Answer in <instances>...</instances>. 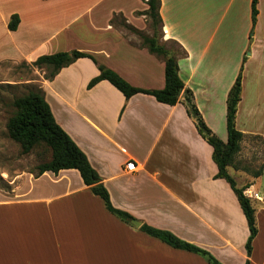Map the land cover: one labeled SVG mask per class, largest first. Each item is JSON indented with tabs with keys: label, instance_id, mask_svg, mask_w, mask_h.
Masks as SVG:
<instances>
[{
	"label": "crops",
	"instance_id": "crops-1",
	"mask_svg": "<svg viewBox=\"0 0 264 264\" xmlns=\"http://www.w3.org/2000/svg\"><path fill=\"white\" fill-rule=\"evenodd\" d=\"M256 8L253 25L251 0H159V42L172 38L186 52L177 58L183 90L172 105L142 92L125 98L106 79L87 88L99 73L89 57L50 79L35 66L32 81L55 121L84 152L113 207L138 225L109 212L75 168L21 175L11 193L0 189V264H210L141 224L168 230L221 264H264V168L256 176L258 169L227 168L255 209L247 256L245 215L229 183L215 176L212 147L184 102L188 89L204 123L226 141V97L240 72L235 126L244 135L236 159L250 158L249 138L264 139V0ZM146 9V0H0V62L31 65L41 54L79 50L133 86L160 89L164 58L141 43L153 32ZM128 161L134 170L125 169Z\"/></svg>",
	"mask_w": 264,
	"mask_h": 264
},
{
	"label": "trees",
	"instance_id": "trees-1",
	"mask_svg": "<svg viewBox=\"0 0 264 264\" xmlns=\"http://www.w3.org/2000/svg\"><path fill=\"white\" fill-rule=\"evenodd\" d=\"M146 3L147 9L143 13L150 18L153 26L156 24L161 26V19L158 14L159 0H146ZM256 4L257 0H251V22L253 25L255 24L257 15ZM18 21L17 14H12L8 21V28L10 30L16 29ZM121 24L124 28L133 30L131 26L124 22H121ZM141 37L142 45L146 46L151 53H155L164 58V86L160 89H146L133 86L111 68L98 63L91 54L79 50L41 54L31 62V65L44 68L45 78L50 79L61 67L70 64L75 59L89 57L97 64L99 73L89 80L87 88H90L102 79H106L125 98H129L134 93L142 92L154 96L157 101L170 105L175 104L179 101L180 92L183 90V82L178 75L177 58L178 55H185V50L180 46V53L168 51L159 42L158 34L156 35L154 32L150 36L141 35ZM240 91L241 74L239 72L226 97V141L219 139L204 123L198 109L192 101L191 91L188 89H184V102L187 113L194 119L197 131L212 147V159L217 166L215 176L224 178L229 183L245 215L249 230L245 242V249L247 256H249L252 248V240L257 233L255 209L250 198L244 194L246 187H238L233 176L227 171L228 167L249 170L246 165H239L236 159L237 153L240 150V142L244 135L235 126V113L237 103L240 99ZM12 104L16 111L8 118L6 123L10 138L19 143L23 153L29 152L37 144H44L50 150V158L36 165V174H41L46 170L57 172L63 168H75L78 170L83 183L89 186L90 190L102 199L105 208L109 212L127 222L133 218L129 213L113 207L108 192L102 184L98 173L91 166L84 152L55 121L50 107L44 98L43 91L40 88L15 97ZM258 173L259 169L253 171L255 176ZM140 229L149 235L161 239L172 247L197 253L210 264H221L209 251L178 238L168 230L154 228L146 224H141ZM248 263L249 261L246 259L244 264Z\"/></svg>",
	"mask_w": 264,
	"mask_h": 264
},
{
	"label": "rangeland",
	"instance_id": "rangeland-1",
	"mask_svg": "<svg viewBox=\"0 0 264 264\" xmlns=\"http://www.w3.org/2000/svg\"><path fill=\"white\" fill-rule=\"evenodd\" d=\"M147 23L152 31L158 34L159 40L161 26L159 24L153 26L149 17ZM127 30L130 33L131 30ZM161 44L170 52H181L180 46L172 38H165ZM37 75L35 66L24 61L0 62V189L8 193H11V188L21 175H36V165L49 159L51 154L44 144H37L29 152L23 153L19 143L10 138L6 128L8 118L16 111L12 104L13 99L36 90L38 87L32 79ZM249 144L250 158L237 162L239 165H246L249 170L264 168V139L252 136L249 138Z\"/></svg>",
	"mask_w": 264,
	"mask_h": 264
},
{
	"label": "built area",
	"instance_id": "built-area-1",
	"mask_svg": "<svg viewBox=\"0 0 264 264\" xmlns=\"http://www.w3.org/2000/svg\"><path fill=\"white\" fill-rule=\"evenodd\" d=\"M125 169H126V170H129V171L134 170V169H135V164H134V162H133V161H128V162H126V163H125Z\"/></svg>",
	"mask_w": 264,
	"mask_h": 264
},
{
	"label": "water",
	"instance_id": "water-1",
	"mask_svg": "<svg viewBox=\"0 0 264 264\" xmlns=\"http://www.w3.org/2000/svg\"><path fill=\"white\" fill-rule=\"evenodd\" d=\"M131 221L134 223V225H138V222L136 220L132 219Z\"/></svg>",
	"mask_w": 264,
	"mask_h": 264
}]
</instances>
